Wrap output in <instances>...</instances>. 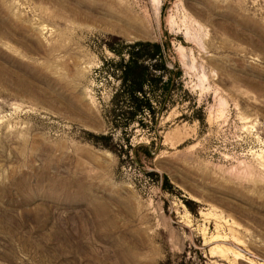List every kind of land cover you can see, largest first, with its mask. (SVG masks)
<instances>
[{
  "label": "rangeland",
  "instance_id": "rangeland-1",
  "mask_svg": "<svg viewBox=\"0 0 264 264\" xmlns=\"http://www.w3.org/2000/svg\"><path fill=\"white\" fill-rule=\"evenodd\" d=\"M0 264H264V0H0Z\"/></svg>",
  "mask_w": 264,
  "mask_h": 264
},
{
  "label": "trees",
  "instance_id": "trees-1",
  "mask_svg": "<svg viewBox=\"0 0 264 264\" xmlns=\"http://www.w3.org/2000/svg\"><path fill=\"white\" fill-rule=\"evenodd\" d=\"M162 55V46L155 43H136L129 46V61L126 64L116 66V70L122 74L124 95L129 102V111L123 112L121 108L124 104L116 103V107L121 108L116 117L128 116L129 126L136 119L145 115L155 113L156 104L148 97L146 88L153 86V83L160 84L164 81L163 74H170L165 63L159 61ZM156 62V65H151ZM160 62L159 64H157ZM178 76H181L179 71ZM169 82L163 84L162 91L168 90ZM166 108V105H161Z\"/></svg>",
  "mask_w": 264,
  "mask_h": 264
}]
</instances>
